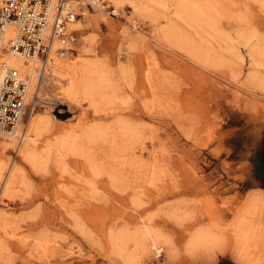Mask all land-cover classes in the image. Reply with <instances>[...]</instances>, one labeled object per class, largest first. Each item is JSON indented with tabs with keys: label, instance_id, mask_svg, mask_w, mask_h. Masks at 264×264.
I'll return each instance as SVG.
<instances>
[{
	"label": "rangeland",
	"instance_id": "1",
	"mask_svg": "<svg viewBox=\"0 0 264 264\" xmlns=\"http://www.w3.org/2000/svg\"><path fill=\"white\" fill-rule=\"evenodd\" d=\"M202 1L218 32L183 21L174 0H155L146 12L126 4L117 17L82 7L89 21L69 58L89 41L86 55L108 71L109 87L97 103H70L47 79L35 112L53 118L57 131L42 140L76 133L84 153L33 165L16 145L0 146V264H128L114 235H123L128 254L147 225L173 243L193 206L202 220L226 224L246 193L264 190V0ZM173 24L203 51L166 39L162 29ZM64 113L70 117L60 119ZM92 126L98 135L87 139ZM168 256V247L160 256L147 249L136 264H168ZM215 264L234 260L225 252Z\"/></svg>",
	"mask_w": 264,
	"mask_h": 264
},
{
	"label": "bare ground",
	"instance_id": "2",
	"mask_svg": "<svg viewBox=\"0 0 264 264\" xmlns=\"http://www.w3.org/2000/svg\"><path fill=\"white\" fill-rule=\"evenodd\" d=\"M107 1L115 5L116 10L123 9L127 4L133 7V9L136 11L142 8L145 12L149 8L152 9L151 7L153 6V3L152 6H149L151 2L157 3L155 2V0H146L148 1V3L143 6V0ZM174 2L176 4V12L178 16L182 17V19H184L183 21H186L187 23H189V25L191 24V26L193 25L202 28V25L206 24L208 27L213 29V31H219L220 23L217 20L218 18H215L214 15L211 14L212 8H210V2L209 6H207L206 3H204L202 0H174ZM72 5L77 9L79 15L82 14L83 19L78 20L77 18L71 26L77 30H82L84 29L83 26L85 25L84 22L89 21L87 17L89 13L87 10L81 11L82 7H86L82 2H73ZM96 8L104 10L101 4ZM183 32L179 27L175 26L174 24L171 25L169 28L167 27L165 29H162L163 36L166 37V39L175 41V45L177 43L182 46V48H187L191 52L200 53L202 50V43L193 41L194 39H192L191 41V39H189L186 35L187 33L185 34ZM242 35L247 36L244 32H242ZM11 36L12 30L11 28H8L3 35V38L7 39ZM80 43L81 47L79 54L73 56L72 58H69V56H60L58 54L52 55V60L49 64L48 78L50 80L47 83L49 84L47 89L55 93V95H59V98H64L70 103L79 102V100H85L86 102L89 101V103L94 104L98 102V98L102 94L101 90L108 89L109 87V82L107 79L108 77L106 75L108 71H106L105 69H103V67L100 66L99 62L97 61V59H95V57L92 59L87 57L86 54L92 52V49H89L91 48V43H89V41L85 39L83 40V42L81 41ZM87 45H89L90 47H88V50L85 51ZM59 46H62V44L56 41L54 47L56 48ZM254 53H256V51H254ZM258 53L260 54L261 51H259ZM207 55H209V53ZM10 64L22 73L26 72L29 68V65L26 64L23 59L16 56L10 57ZM34 113L36 112L31 113L29 117L27 133L23 140L18 139L17 135L19 133V129H17L16 132L12 135H0V146L5 148V144L12 146L16 145L19 154H21L26 160H28L33 165H37L38 163L44 162L46 161V159L52 156H55L57 157V159L62 160L69 153L85 152V150L82 151V149L84 148V146H82L83 141H80V136L76 135V133L65 134L61 137L60 141L48 140L49 142H43L41 137L44 135V133L46 134L48 132H56L57 127L54 123L53 118L49 117L46 113ZM55 119L63 123L68 122V120H60L57 117H55ZM83 132L81 131L80 133H83L82 135L85 136L87 139H93L95 138V136L98 135L97 133L99 131L97 130V128H94L92 126V128H89L88 130ZM2 143L5 144L2 145ZM12 166L13 167L10 168L11 170L9 171V176L4 188H9L13 182L12 178L14 176L13 170L15 165ZM2 168L3 165L0 164V170H2ZM3 216L4 214L1 213V222ZM1 222L0 229L2 228ZM139 231H142L140 235L137 232L138 235L132 237L136 243V253H126V241L124 240L123 235H114L112 237L113 247H115V250L129 261L128 264H136L137 253L146 251L147 249H152L156 251L157 255L160 256V252L164 249V247H168V252L170 253V246L172 242L162 232L157 229L151 228L148 225L146 228H144V230Z\"/></svg>",
	"mask_w": 264,
	"mask_h": 264
},
{
	"label": "built area",
	"instance_id": "3",
	"mask_svg": "<svg viewBox=\"0 0 264 264\" xmlns=\"http://www.w3.org/2000/svg\"><path fill=\"white\" fill-rule=\"evenodd\" d=\"M73 2L88 8L100 4L112 17L119 12L102 0H0V135H17L23 140L27 128L24 118L43 104L53 54L69 56L76 51L77 29L71 25L79 18ZM8 28L12 36L4 39ZM58 41L62 46L54 47ZM16 56L29 65L22 73L11 66Z\"/></svg>",
	"mask_w": 264,
	"mask_h": 264
},
{
	"label": "clouds",
	"instance_id": "4",
	"mask_svg": "<svg viewBox=\"0 0 264 264\" xmlns=\"http://www.w3.org/2000/svg\"><path fill=\"white\" fill-rule=\"evenodd\" d=\"M259 193V195H258ZM226 224L201 219L197 206L180 222L182 240L173 238L168 264H215L230 252L234 264H264V190H250Z\"/></svg>",
	"mask_w": 264,
	"mask_h": 264
},
{
	"label": "trees",
	"instance_id": "5",
	"mask_svg": "<svg viewBox=\"0 0 264 264\" xmlns=\"http://www.w3.org/2000/svg\"><path fill=\"white\" fill-rule=\"evenodd\" d=\"M58 117L60 118V119H67V118H69L70 117V114L69 113H64L63 115H58Z\"/></svg>",
	"mask_w": 264,
	"mask_h": 264
},
{
	"label": "crops",
	"instance_id": "6",
	"mask_svg": "<svg viewBox=\"0 0 264 264\" xmlns=\"http://www.w3.org/2000/svg\"><path fill=\"white\" fill-rule=\"evenodd\" d=\"M77 34H78V30H77ZM78 36H79V34H78ZM78 41H79V37H78ZM77 45H78V42H77ZM261 189H263V187H255V188H252L251 190H261Z\"/></svg>",
	"mask_w": 264,
	"mask_h": 264
},
{
	"label": "water",
	"instance_id": "7",
	"mask_svg": "<svg viewBox=\"0 0 264 264\" xmlns=\"http://www.w3.org/2000/svg\"><path fill=\"white\" fill-rule=\"evenodd\" d=\"M262 159H263V163H264V145L262 147Z\"/></svg>",
	"mask_w": 264,
	"mask_h": 264
}]
</instances>
